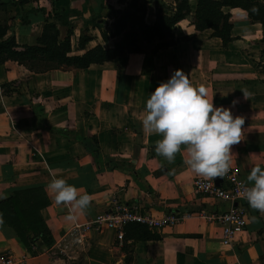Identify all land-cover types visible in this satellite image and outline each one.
Returning a JSON list of instances; mask_svg holds the SVG:
<instances>
[{
  "label": "crops",
  "instance_id": "1",
  "mask_svg": "<svg viewBox=\"0 0 264 264\" xmlns=\"http://www.w3.org/2000/svg\"><path fill=\"white\" fill-rule=\"evenodd\" d=\"M102 1L58 0L56 4L63 2L64 11L90 14L98 7L100 11ZM161 1L175 4L174 0ZM195 4L189 0L191 14ZM146 5L154 6V1ZM222 10L229 13L231 24L232 39L227 45L211 29L196 30L183 19L174 31L180 40L156 53H127L87 68L39 73L14 61L0 64V128L12 131L0 136V142L8 143L0 144V200L15 190L42 188L49 204L40 214L51 239L50 244L37 241L36 249L33 243V253H27L30 244L24 246L0 218V255L27 253L26 264H264V213L246 203L245 231L237 235L232 247L224 246L220 225L198 213L215 215L229 203L195 195L192 180L199 175L184 163L188 158L184 146L173 162H167L154 151L161 137L147 134L141 124L151 92L179 69L194 86L206 87L214 107L224 106L244 119L241 140L231 146L230 166L245 182L253 166L264 168V81L259 80L249 49L263 48L264 26L251 21L242 8ZM183 22L189 32L176 37ZM260 54L259 59H264V50ZM18 80L32 91L38 81L42 83L40 90L47 91L41 93L42 106L48 117L33 133L14 135L16 123L25 124L26 112L13 110L6 101L12 97L3 92L2 85ZM54 177L90 196L89 208L74 221L65 219L70 206L58 205L47 189ZM113 200L141 203L158 216L169 211L189 216L162 229L129 227L122 242L113 231L105 230L86 231L81 243H76L70 236L74 224L90 221Z\"/></svg>",
  "mask_w": 264,
  "mask_h": 264
},
{
  "label": "trees",
  "instance_id": "2",
  "mask_svg": "<svg viewBox=\"0 0 264 264\" xmlns=\"http://www.w3.org/2000/svg\"><path fill=\"white\" fill-rule=\"evenodd\" d=\"M38 0H17L14 3L21 7L23 3L36 4L37 10L42 11L37 5ZM154 1L155 21L152 25L136 22L124 17L125 23H129L131 29L125 33L123 27L116 28L113 36H122L108 48L97 44L89 49L85 46L90 39L79 41V50H84L81 54H71L70 38L67 36L63 43H59L56 38L46 40V29L53 25L47 23L41 37L35 46L19 47L14 37H5L7 28L0 24V64L6 61H14L23 65L31 72L39 73L60 68H87L91 64H101L112 61L117 57L127 53H137L141 50V44L151 45V53L171 46L175 41L174 31L177 24L183 20H188L194 25L196 30L211 29L213 36L219 37L223 45L231 41V24L229 13L222 10L225 8L239 7L247 11L249 18L250 11L245 2L250 0H194L195 9L191 14L189 0H174V5H168L161 0ZM4 4L0 0V6ZM55 8V7H54ZM140 10L145 13V7ZM167 12L162 13V9ZM44 11V10H43ZM36 12V10L34 11ZM33 12V13H34ZM45 14V13H44ZM60 20L57 14L46 13V18L52 17ZM48 19H45L47 21ZM263 26L264 23L259 21ZM103 41H107V36L100 32ZM45 64L44 66H38ZM49 204V200L44 190L40 187L26 188L13 191L8 197L0 200V218L10 227L24 246H29L27 253H33L31 245L37 241L50 244V232L45 224L40 210ZM144 227L141 225H130L129 227ZM127 227V228H129ZM126 228V230H127ZM146 228V227H145ZM125 230V231H126Z\"/></svg>",
  "mask_w": 264,
  "mask_h": 264
},
{
  "label": "clouds",
  "instance_id": "3",
  "mask_svg": "<svg viewBox=\"0 0 264 264\" xmlns=\"http://www.w3.org/2000/svg\"><path fill=\"white\" fill-rule=\"evenodd\" d=\"M145 113L142 129L149 135L161 137L154 147L158 156L171 163L183 145L188 155L184 163L197 175L213 180L228 173L231 146L241 140L244 119L233 116L229 108L214 107L213 97L208 98L205 86H194L184 72L177 69L151 92ZM240 188V195L249 207L264 213V168L253 166ZM47 189L58 205L70 206L67 221L76 220L90 206V196L81 194L63 178H52Z\"/></svg>",
  "mask_w": 264,
  "mask_h": 264
},
{
  "label": "rangeland",
  "instance_id": "4",
  "mask_svg": "<svg viewBox=\"0 0 264 264\" xmlns=\"http://www.w3.org/2000/svg\"><path fill=\"white\" fill-rule=\"evenodd\" d=\"M3 1L4 4L0 6V24L2 27L8 29L5 37H14L15 42L21 48L25 46H35L38 44L37 41L41 37L45 25L49 23L50 25H53V27L46 29V40L49 42L50 40L56 38L59 43H63L65 38L69 36L71 54L73 55L78 53L80 40L86 41V39H90L85 46L86 49H89L97 44H101L104 48L112 46V44H114L122 36L121 34L111 38V36L114 35L116 28L125 26L122 33L131 29L130 24L125 23L124 17L132 19L136 22H141L142 20L144 23L152 25L155 21L156 14L155 5H146V1L149 0H103L102 4H104L101 6L100 11L98 7L90 14L76 12V9L70 10V12L64 11L62 6L65 4L63 2L56 4V1L58 0H38V7L43 8L44 11L37 10L36 4L31 2L23 3V5L19 7L16 3H14L17 0ZM245 4L248 6L250 16L254 18L251 21L257 20L264 23V3L257 2L256 0H250V2H245ZM52 5H54L55 8L52 7ZM142 7H145L144 14L140 12V10L143 9ZM253 8H255L256 11H253ZM20 9H23V11ZM35 10L36 12H34ZM48 11L51 14H57L58 17H60V20L53 18V15L51 18H46V15L43 13ZM165 12H167V10L163 8L162 13ZM44 18L48 20L45 21ZM182 24L183 26H181V29L183 30L182 32L176 30V37H180L181 33L185 35L189 32V29L185 27V22ZM101 31L108 38H110L107 43L103 42L100 34ZM260 40L263 43L262 49H258L257 47L255 51H252L255 47H249V49L251 50V54L255 56L256 71L261 77L259 80L264 81V59H259L261 55L260 53L264 50V30ZM151 48V45L142 43L140 52L146 53L147 51H150ZM8 63V65H12L17 68V64L14 62ZM44 65L45 64H39L38 66ZM22 82V80L11 81L2 85L3 92L12 97V100L6 101L11 103L13 110H15V112H26L25 116H23L25 124L20 125L16 123L18 131H14V135H18V133H33V128L41 126L45 121L44 119L48 117L47 113L44 111V107L42 106L44 96H41V93L47 92L45 89L40 90V84L42 83L38 81L37 87H35L36 89L32 91L28 85L26 86L25 83L22 84ZM29 114L30 116H28ZM27 118L28 120L30 119V127L27 124L28 122H26ZM47 128L49 130H54L49 126H47ZM8 132L11 133L12 131H9L7 128H3V130L0 128V136H2L3 133L4 136H6ZM0 144L5 145L8 143L0 142ZM59 144L60 143L56 142V147H58Z\"/></svg>",
  "mask_w": 264,
  "mask_h": 264
},
{
  "label": "built area",
  "instance_id": "5",
  "mask_svg": "<svg viewBox=\"0 0 264 264\" xmlns=\"http://www.w3.org/2000/svg\"><path fill=\"white\" fill-rule=\"evenodd\" d=\"M11 128L14 124L11 123ZM219 183L213 180L197 176L192 180L193 193L197 196L207 197L214 200H222L229 203L228 208L218 214L208 215L198 213L203 218L217 222L221 227L220 241L224 246L232 247L237 235L245 231L247 201L240 195V185L245 182L239 171L231 167L224 177H216ZM188 213L178 214L174 211L164 212L161 215H154L138 202L126 203L113 200L106 210L98 212L88 222L74 224L70 236L76 243H81L82 234L86 231L102 232L111 230L115 233L118 242H122L125 230L130 225H141L148 229H162L169 225H175L188 217ZM37 243L32 245L36 249ZM60 248V244H58ZM28 254L18 257L10 253L0 255V264H26Z\"/></svg>",
  "mask_w": 264,
  "mask_h": 264
},
{
  "label": "water",
  "instance_id": "6",
  "mask_svg": "<svg viewBox=\"0 0 264 264\" xmlns=\"http://www.w3.org/2000/svg\"><path fill=\"white\" fill-rule=\"evenodd\" d=\"M216 183H219L218 179H214Z\"/></svg>",
  "mask_w": 264,
  "mask_h": 264
}]
</instances>
